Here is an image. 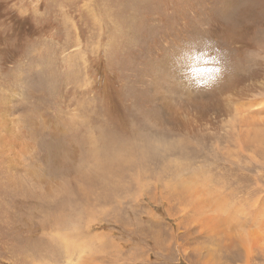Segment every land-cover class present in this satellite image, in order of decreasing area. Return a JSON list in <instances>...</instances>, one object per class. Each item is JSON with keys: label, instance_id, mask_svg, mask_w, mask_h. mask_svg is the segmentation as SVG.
Masks as SVG:
<instances>
[{"label": "rangeland", "instance_id": "obj_1", "mask_svg": "<svg viewBox=\"0 0 264 264\" xmlns=\"http://www.w3.org/2000/svg\"><path fill=\"white\" fill-rule=\"evenodd\" d=\"M263 101L264 0H0V264H264V165L229 182L244 244L170 188L229 170L242 114L264 162Z\"/></svg>", "mask_w": 264, "mask_h": 264}, {"label": "bare ground", "instance_id": "obj_2", "mask_svg": "<svg viewBox=\"0 0 264 264\" xmlns=\"http://www.w3.org/2000/svg\"><path fill=\"white\" fill-rule=\"evenodd\" d=\"M264 102V101H263ZM239 114H242V111L241 110H238L237 111ZM237 114V113H236ZM238 115V114H237ZM241 120H240V124H241V131H242V134H238V138L240 140H236V143H232L234 146L236 147H239L240 150H244L245 147H251L250 145L252 143H250L249 139H253V137H261L259 136L260 134V127L259 126V121L254 117V116H249L247 114H242L241 116ZM211 119V118H210ZM184 120V119H183ZM209 120V118L207 119V121ZM237 120V119H236ZM188 122V120H186ZM210 121V120H209ZM187 122H182L181 124L183 126H189L191 124H188ZM190 122L194 123L193 120H190ZM197 122V121H196ZM195 122V123H196ZM209 123V122H208ZM194 125V124H193ZM196 125V124H195ZM202 125V124H201ZM197 127V126H196ZM237 129V127H236ZM239 129V128H238ZM202 130V129H201ZM195 131V130H194ZM232 132V131H231ZM230 132V133H231ZM188 133V132H187ZM226 133V132H225ZM211 134V133H210ZM237 135V134H236ZM234 136V135H233ZM227 137V136H226ZM230 138V136H229ZM228 138V139H229ZM8 140H6L7 142ZM4 142L6 145H8L9 143H6ZM227 145V144H226ZM231 147L230 145H227L226 147V154H227V162H228V167H229V170L225 168V171L224 173L220 174V176H218V181L217 182H214L213 185H211V182L213 181L212 180V174H210V172H212V170L210 169L209 170V174L207 173L208 177H206V174H205V179L201 180L197 175H195L194 173L189 175V176H184V179H180L178 180L177 182H174L173 185H170V188L172 187L174 190H177L176 188H179L180 190H178L175 195L177 199H179L180 201H186V204H192L191 206V209L194 210V211H199V210H202V211H205L208 209V207H211L212 206V210L215 208H218L219 211L218 215L216 218H213V217H207L206 221L203 223L202 226L204 227H209V231H219V233L221 231H224L222 233H224L228 238H229V241H225V246L227 245H233L234 241L237 239L239 240V242L241 244H244L243 241L241 240L243 235H239L238 236H234L232 237V234L228 233L225 229V227L228 225V214L229 215H232L234 213V211L236 210H233V208L237 207H230L228 206L229 205V201H236V198L235 196H237L238 194H240L242 197H244V200L247 202V201H251L252 198L256 197V201H260L262 198L261 196H259V194L257 192H254V191H250V190H245V192L243 191H240L238 186L236 184L238 183H232V184H229L230 182V179L232 181L236 180L237 178L236 177H232L233 174H237L239 175L240 173L237 171V169H239L240 171L242 170L241 168H245V170H247L248 172L245 173V175L243 176L245 179H249V177L251 179H254V181H256L257 183V187L258 188H261V179H262V175L258 176V175H254V174H251L250 171L254 170L253 168V165H256L257 167H259L258 170H263V161H259V160H256L255 161V156L254 155H247V154H243L242 153H245L242 152L240 153L237 149ZM218 148V147H217ZM252 148V147H251ZM257 150V149H256ZM253 151V150H252ZM222 155H223V151L221 152ZM254 153V152H252ZM214 154V153H213ZM251 154V153H249ZM261 154V152H260ZM210 157V156H209ZM222 157V156H221ZM212 159V158H211ZM229 159V160H228ZM205 160V159H204ZM225 160V159H224ZM255 161V162H254ZM208 162V161H206ZM215 167L221 165L220 162H216L215 160ZM214 163V164H215ZM222 163V162H221ZM226 163V162H225ZM213 164V165H214ZM224 164V163H222ZM206 165V164H205ZM211 165V164H210ZM222 166V165H221ZM224 166V165H223ZM199 167H201L199 165ZM194 168V167H192ZM212 168V167H211ZM224 169V168H223ZM197 170V169H196ZM203 170V169H202ZM178 172V171H177ZM201 172V171H200ZM206 172V171H205ZM257 172V171H256ZM174 173V172H173ZM172 173V174H173ZM196 173V172H195ZM198 173V172H197ZM203 173V171H202ZM243 173V172H242ZM261 173V172H259ZM241 176V177H242ZM240 179V177H239ZM189 184H188V183ZM165 183V182H164ZM220 183H223V189L220 190L218 188V186L220 185ZM168 185V183H167ZM169 186V185H168ZM176 187V188H175ZM252 187V186H251ZM255 187V188H257ZM264 187V186H263ZM257 190V189H256ZM238 191V192H237ZM240 192V193H239ZM243 192V193H242ZM174 193V192H173ZM238 193V194H237ZM251 193V194H249ZM167 194V193H166ZM246 195H249V196H245ZM162 196V195H161ZM172 196L171 193H168V197ZM163 197V196H162ZM157 198V196H156ZM240 198V197H239ZM240 207V206H239ZM243 208V207H242ZM217 209V210H218ZM237 209V208H236ZM191 210V211H192ZM239 210V208H238ZM245 212V211H244ZM235 214V213H234ZM194 217V216H193ZM193 217L191 219H193ZM196 218V217H195ZM194 218V219H195ZM234 218V217H233ZM234 220V219H233ZM206 223V224H205ZM201 228V226H200ZM199 232V231H198ZM200 234V232H199ZM198 234V235H199ZM196 235V234H195ZM201 235V234H200ZM209 235V233H208ZM209 238V237H208ZM224 242V241H223ZM185 244V243H184ZM203 248V247H202ZM195 251V250H194ZM199 253H202L201 249H199Z\"/></svg>", "mask_w": 264, "mask_h": 264}]
</instances>
